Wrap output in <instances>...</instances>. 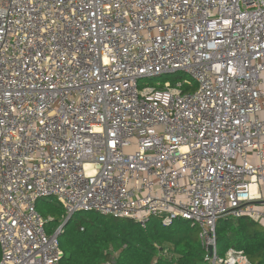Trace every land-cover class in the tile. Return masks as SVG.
<instances>
[{
	"label": "built area",
	"instance_id": "1",
	"mask_svg": "<svg viewBox=\"0 0 264 264\" xmlns=\"http://www.w3.org/2000/svg\"><path fill=\"white\" fill-rule=\"evenodd\" d=\"M48 197L253 264L215 225L264 222V0H0V264H68Z\"/></svg>",
	"mask_w": 264,
	"mask_h": 264
},
{
	"label": "trees",
	"instance_id": "2",
	"mask_svg": "<svg viewBox=\"0 0 264 264\" xmlns=\"http://www.w3.org/2000/svg\"><path fill=\"white\" fill-rule=\"evenodd\" d=\"M187 77L175 73L172 82ZM196 84L183 85L182 91H192ZM51 197L39 199L36 210L47 219V233L63 222L62 205ZM219 255L230 248L242 249L253 264H264V222L250 217H221L215 225ZM61 261L68 264H207L198 238V229L189 221L176 219L163 225L151 219L141 227L127 218L103 216L85 212L78 219L72 215L58 237Z\"/></svg>",
	"mask_w": 264,
	"mask_h": 264
},
{
	"label": "rangeland",
	"instance_id": "3",
	"mask_svg": "<svg viewBox=\"0 0 264 264\" xmlns=\"http://www.w3.org/2000/svg\"><path fill=\"white\" fill-rule=\"evenodd\" d=\"M174 76H175V74H165V75L157 78L156 80H160L162 82L163 80H169L170 78H173ZM154 81H155V79L143 78L139 82V87H143V86H146V85H153ZM51 198H52L51 199L52 201H55V198L54 197H51ZM84 214H85V212H77L73 216H74V219L76 220L79 217L83 216Z\"/></svg>",
	"mask_w": 264,
	"mask_h": 264
},
{
	"label": "water",
	"instance_id": "4",
	"mask_svg": "<svg viewBox=\"0 0 264 264\" xmlns=\"http://www.w3.org/2000/svg\"><path fill=\"white\" fill-rule=\"evenodd\" d=\"M70 218L71 217H68L67 219H66V221H64L63 223H62V227L70 220Z\"/></svg>",
	"mask_w": 264,
	"mask_h": 264
}]
</instances>
